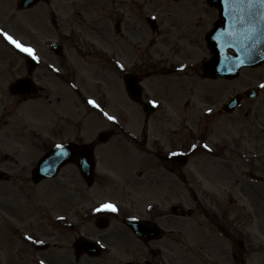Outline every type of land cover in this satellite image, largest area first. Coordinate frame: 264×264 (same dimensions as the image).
<instances>
[{
    "label": "rangeland",
    "instance_id": "rangeland-1",
    "mask_svg": "<svg viewBox=\"0 0 264 264\" xmlns=\"http://www.w3.org/2000/svg\"><path fill=\"white\" fill-rule=\"evenodd\" d=\"M1 2L10 6L12 11L15 9L16 0ZM120 2L126 3L127 0H48L31 10L16 11L8 20L11 28V24H15L11 29L13 35L23 43L37 45L38 52L50 59L56 70L45 79L47 86L50 83V106L44 99L26 103L17 102L12 97H8L7 105H4L6 99L2 92L7 93L10 81L25 75L24 68L18 73L7 69L4 73L6 80L0 84V264H40L41 260L44 264H117L125 260L147 264L146 260L152 261L154 256L164 264V254L171 260L176 254L170 251L180 252L179 264H241L240 259L245 260L243 264H264V216L258 215L253 220L246 215L237 216L242 212L240 208L247 207L250 201H258L257 210L260 215L264 213V191L254 193L250 185L255 183L245 176L248 172L264 175V90L252 101V111L256 109L257 113L245 114L247 106L244 103L227 120L218 115L209 117L197 113L216 101V98L210 101L211 95L203 94V90H213L216 96L221 95L226 86L232 95L257 81L264 83V63L254 69H243L230 82L195 83L196 88L181 76L177 82L155 86H151L156 82L153 80L163 75L145 79L146 87L155 88L153 97L168 101L171 107L167 112H171L169 114L174 119L178 116L175 122L178 135L166 134V143L191 145L194 154L183 168L186 183H181L177 174L158 168L153 162L138 171L140 167L134 160L131 164L129 159V146L119 142L122 140L120 135L112 136L114 139H109L106 145L97 146L98 155L112 164L101 162L104 171L112 177H104L101 173L96 175L91 187H86L77 169L67 165L53 179L38 184L31 182L30 169L49 147L71 140L79 143L95 141L91 135H86V131L91 125L93 133L104 127L96 114L84 120L87 124L80 122V112L73 104L79 101V97L67 90L62 69L66 68L70 76H75L84 88L88 87L89 92L99 91L103 104L129 121L132 111L139 115V107L117 97L113 91L116 87L113 79L104 83L111 78L112 66L96 47L108 48L106 51L132 61L139 69L141 52H146L143 58L147 67H153L151 60L157 58L160 62L167 60V64L172 60L200 62V58L208 53L200 31L204 25L208 26L203 19L210 18L211 21L214 18V7L205 0L148 1L147 12L160 20L154 31L145 23L144 16L142 18L145 6L139 7L132 2L126 8ZM116 20L120 21V34L117 35L113 29ZM169 24L175 25L177 33L174 34H182L171 40L172 45L161 40ZM198 24L203 26L196 27ZM194 26L199 29L194 30ZM140 28L145 37L144 45L139 44V40L136 41L138 46L131 47L127 37L132 41L139 39L134 33ZM185 28H191L189 33ZM53 41L64 44L61 57L53 55L47 48V44ZM184 42L187 46L181 49ZM145 43L149 44V49ZM4 47L0 43V54L10 53ZM96 71L99 72L97 80L90 82ZM105 73L108 75L104 76ZM35 74L47 76L43 67ZM174 112L177 115L172 114ZM48 122L50 136H47L46 129L39 128L37 132L38 125L47 128ZM204 144H208L214 154L203 155L201 152L206 151ZM192 145L197 147L193 149ZM255 152L258 159L245 166L240 159L244 154ZM107 180L113 181L114 185ZM257 187L263 190L262 185ZM231 194L237 203L231 202ZM127 201L132 203L133 212L140 213L144 202H149L153 208L150 218L161 225L163 235L151 242L152 247H145L129 232L122 230L121 236L119 229L122 227L112 217L114 212L105 213L109 218L105 229L97 227L95 218L104 213L93 212L94 207L104 202L118 207V203ZM173 205L183 211L191 210L192 215L176 220L169 215ZM212 209L219 215L208 214L212 219L210 222L206 220L205 212ZM230 210H233L230 215L237 222L231 219L233 230H228L227 218L221 222L222 212L227 216ZM223 225L225 235L219 232ZM25 235H31L33 241H26ZM80 236L100 241L104 250L98 257L83 255L75 258L72 243ZM37 240L42 243H36ZM239 243L243 244L242 248ZM39 244L46 247L39 249Z\"/></svg>",
    "mask_w": 264,
    "mask_h": 264
},
{
    "label": "water",
    "instance_id": "water-1",
    "mask_svg": "<svg viewBox=\"0 0 264 264\" xmlns=\"http://www.w3.org/2000/svg\"><path fill=\"white\" fill-rule=\"evenodd\" d=\"M29 1V0H28ZM33 1V0H32ZM26 2L27 3H31ZM224 6L225 18L227 25L231 28L229 42L230 44L223 45L221 39L216 40L217 46L221 47L224 52L226 48H233L235 55L223 58L221 64L217 67L215 75H227L229 68L237 69L242 65H255L264 61V31L257 30V28L264 29V24L257 25V18L261 11L260 7L248 9L247 7H232L225 5L223 0H220ZM28 5V4H27ZM250 12L252 15H250ZM234 33L232 35V31ZM19 82L12 85V89L17 90ZM61 153H64L61 155ZM67 162H74L84 171L86 176H89L92 169L93 161L91 151L87 146L80 147L74 144H64L63 149L53 147L47 154H45L37 163V166L32 170L33 181L38 182L40 179L48 176H54L58 169ZM137 232H142L143 229L138 224H134ZM77 250L80 248H90V253L94 254L93 246H90L84 239H80L76 243Z\"/></svg>",
    "mask_w": 264,
    "mask_h": 264
},
{
    "label": "flooded vegetation",
    "instance_id": "flooded-vegetation-1",
    "mask_svg": "<svg viewBox=\"0 0 264 264\" xmlns=\"http://www.w3.org/2000/svg\"><path fill=\"white\" fill-rule=\"evenodd\" d=\"M199 28H197L198 30ZM142 29L140 28V30H138L137 33H134V36L137 35L139 39H135L134 41H143L145 39V37L142 35ZM200 33L204 34V31L201 30ZM15 53H10L9 56L7 55H2L0 56V66L1 67H7V66H11L16 70H19L21 68L22 65V57L19 55H14ZM115 54V53H113ZM141 55H143L144 53H140ZM142 60H144L143 57H141ZM9 60V62H8ZM129 64H132L131 61H128ZM142 63V62H140ZM143 65V63H142ZM115 69V74L111 75V78L109 79V81L111 82L112 79L114 80L115 83H117L118 80V74H117V68L114 67ZM141 70V69H140ZM46 75L48 74V72L50 71V61L47 62L46 68ZM131 71H133L138 77L139 80L141 81L144 76L140 75L138 71H136L135 68H132ZM151 71V70H150ZM153 71H157V70H153ZM32 77V79L35 82H39V80L42 81V79H44L43 77L38 76L37 74H32L30 75ZM97 75L94 76V80H96ZM108 82V81H107ZM76 87L75 85H73V88ZM38 91L37 93L31 97L29 100H33V99H37V98H41L42 92L44 91L45 85L43 83V85H40L37 87ZM75 89V88H74ZM152 94H154L155 92V88H150ZM174 91H177L176 88H173ZM173 91V90H172ZM142 95L144 96H148V94L146 92L143 93L142 91ZM96 94L95 93H91L89 95V97L86 99V97L84 98L83 96H81V102L78 103V107H80L82 109L83 115L82 118H85L89 113H91L94 109V107H92L91 105H89L87 103V100L89 98L94 99L96 98ZM213 96V94H212ZM45 99H47V101L50 103V89L48 94H46L44 96ZM157 98H161V97H157ZM22 101H26L27 99H23L21 98ZM214 98H210V101L213 102ZM96 101V100H95ZM87 104V105H86ZM140 104V102L138 103ZM141 104H142V99H141ZM250 108L245 110L246 114L250 113ZM156 115L155 116H144L143 119L144 121L142 122L141 125V129L143 130V132L141 133V137L140 138H136L133 137L132 138V142L135 145V150L133 151V156L137 159V163L136 165L140 167V169H144L145 167H147L149 164H151V162H154V164L156 165V167L158 168H162V169H166L168 171H181V168L179 166H174L171 162V159H166L168 158L167 153H164L165 150L167 149V145L166 143L163 141L164 135L172 128L175 127V131H176V123L177 122V116L174 119L169 113L171 112H167V109L159 104L158 107L156 106V111H155ZM162 114V115H160ZM175 114V112H174ZM116 125H118L117 121L115 120V122L112 121V123H106L105 129L106 131H108L110 134L115 132V127ZM149 130V136L147 135V132ZM151 158V159H150ZM260 183L262 184L263 190L260 189L257 186L254 185H250L252 187V190L254 191V193L256 194H261L262 191H264V175H263V180L260 181ZM264 199V196L262 197ZM254 203V204H253ZM251 202L249 203L248 207H244L245 212L243 211L242 213H248L249 217H253V218H257L258 216V201L255 202ZM242 213L239 214V216H242ZM210 222H212V220H210ZM220 224V221H219ZM223 233H225V227L223 225L222 227ZM118 238H120L121 236L119 235V231H116ZM147 247H152V245L147 244ZM168 251V250H166ZM160 252V251H157ZM170 252H175L176 254H174V258L173 260L171 259H167L166 255L165 256V262L164 264H179L181 261V255L180 252L178 251H170ZM167 257H169L167 255ZM161 261V260H160ZM160 261H158L157 259H155V256L153 258L152 261L146 260L147 264H150V262L152 264H160ZM125 262L121 263L118 262L117 264H124Z\"/></svg>",
    "mask_w": 264,
    "mask_h": 264
},
{
    "label": "snow or ice",
    "instance_id": "snow-or-ice-1",
    "mask_svg": "<svg viewBox=\"0 0 264 264\" xmlns=\"http://www.w3.org/2000/svg\"><path fill=\"white\" fill-rule=\"evenodd\" d=\"M223 3L225 5H229L232 7H247L248 9H254L256 7H260L261 9H264V0H223ZM250 15H252V13L250 12ZM154 19V18H153ZM260 24H264V11H261L259 13V16L257 18V25ZM257 30H262L264 31V29H260L257 28ZM0 36H2L9 44H11L15 49H17L20 53L25 54L27 57H30L33 60H39V57L36 55V51L34 48L27 46L25 44H23L22 42H20L19 40H16L11 34H9L8 32L4 31L3 29H0ZM118 67H123V65H119ZM185 68H187V65H181V71H183ZM260 88H264V84L259 85ZM87 103L89 105H91L94 108L99 109L100 105L93 99L89 98L87 100ZM148 103L152 104L153 107H156L158 105V102L156 100H150L148 101ZM207 112L209 114L212 113V109L209 108L207 109ZM104 117L109 120V121H113L115 122L116 117L113 115H110L107 112L103 113ZM197 147V145H192V148L195 149ZM57 149H63L64 145L63 144H57L56 145ZM203 148L211 151V149L209 148L208 144H204ZM64 153H61V155H63ZM169 155L172 156H177V155H182V153L180 152H170ZM151 207V206H149ZM93 212H97V213H107V212H118L119 209L117 207V205L110 203V202H104L99 204L98 206L94 207ZM133 219H138V217H133ZM24 239L26 241H33V237L31 235H25ZM36 243H42V241H35ZM97 243L99 244L100 241H97ZM40 264H44V261L41 260Z\"/></svg>",
    "mask_w": 264,
    "mask_h": 264
},
{
    "label": "bare ground",
    "instance_id": "bare-ground-1",
    "mask_svg": "<svg viewBox=\"0 0 264 264\" xmlns=\"http://www.w3.org/2000/svg\"><path fill=\"white\" fill-rule=\"evenodd\" d=\"M150 1V0H149ZM172 37H174V35L172 34V32H169L167 35H166V39H171ZM200 67V65L198 66ZM197 69V72H194V71H191V70H185V71H182V73L186 74L187 76H189L190 78L192 79H195L197 82H199V77L201 75H203L202 73V69L200 68H196ZM201 72V74H200Z\"/></svg>",
    "mask_w": 264,
    "mask_h": 264
}]
</instances>
